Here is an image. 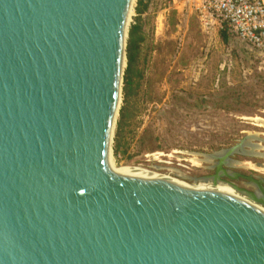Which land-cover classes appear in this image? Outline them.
Returning <instances> with one entry per match:
<instances>
[{
	"label": "water",
	"instance_id": "95a60500",
	"mask_svg": "<svg viewBox=\"0 0 264 264\" xmlns=\"http://www.w3.org/2000/svg\"><path fill=\"white\" fill-rule=\"evenodd\" d=\"M132 2L0 0V264H264V179L228 168L257 135L192 178L248 200L113 168Z\"/></svg>",
	"mask_w": 264,
	"mask_h": 264
},
{
	"label": "rangeland",
	"instance_id": "374dc122",
	"mask_svg": "<svg viewBox=\"0 0 264 264\" xmlns=\"http://www.w3.org/2000/svg\"><path fill=\"white\" fill-rule=\"evenodd\" d=\"M196 1H133L111 142L115 165L187 184L214 173L215 162L203 154L251 134L264 140V57L229 35L223 23L208 22ZM252 143L264 154V141ZM233 158L237 163L229 169L264 179V155ZM233 182L256 191L241 178Z\"/></svg>",
	"mask_w": 264,
	"mask_h": 264
},
{
	"label": "built area",
	"instance_id": "2783aa9c",
	"mask_svg": "<svg viewBox=\"0 0 264 264\" xmlns=\"http://www.w3.org/2000/svg\"><path fill=\"white\" fill-rule=\"evenodd\" d=\"M201 16L226 23L231 33L264 57V0H197Z\"/></svg>",
	"mask_w": 264,
	"mask_h": 264
},
{
	"label": "bare ground",
	"instance_id": "6f19581e",
	"mask_svg": "<svg viewBox=\"0 0 264 264\" xmlns=\"http://www.w3.org/2000/svg\"><path fill=\"white\" fill-rule=\"evenodd\" d=\"M132 12H133V2L131 4V7H130L129 13H128V17H127L125 42H126V37H127V28H128V24H129ZM125 65H126V59L124 60V63H123V71H124ZM120 99L121 98H119L118 108L120 105ZM110 159H111V164L115 170H119L121 168H130V169L138 171L139 173H141L145 177L160 179V180H162V181H164L170 185H173V186H175V187H177L183 191H186L188 193H193V194H228V195H234V196H238V197H241L243 199L248 200V198L246 196H244L242 194L240 195V193L234 187H232L231 185H229L227 183L222 182V183H219L218 185H214L212 183V181H209V182H201L200 181V182H197L195 184H187V183H184V182H182L176 178L166 177V176L161 175L157 172L146 170V169H143L140 167L115 165L114 161L111 157V152H110ZM251 202L254 203L253 201H251ZM254 204L257 205V207H259L264 212V206H262L260 204H256V203H254Z\"/></svg>",
	"mask_w": 264,
	"mask_h": 264
},
{
	"label": "trees",
	"instance_id": "16d2710c",
	"mask_svg": "<svg viewBox=\"0 0 264 264\" xmlns=\"http://www.w3.org/2000/svg\"><path fill=\"white\" fill-rule=\"evenodd\" d=\"M143 1H144V0H138V6H140V5L143 3ZM138 10H139V9H138ZM223 24H224V27H225V31H227L228 34L231 35L232 37H235V36L231 33V31L229 30L227 24L224 23V22H223ZM134 33H135V30H133V28H132L131 31H130V45H132V44L135 42V41H134V38H133ZM222 34H223V38H224L225 40H227V35H226V33L223 32ZM235 38H236V37H235ZM129 59H131V57H129ZM129 64H130V60H129ZM122 117H123V116H121V119H120V121H119V123H118L119 126H120V124H121Z\"/></svg>",
	"mask_w": 264,
	"mask_h": 264
},
{
	"label": "flooded vegetation",
	"instance_id": "af4514ba",
	"mask_svg": "<svg viewBox=\"0 0 264 264\" xmlns=\"http://www.w3.org/2000/svg\"><path fill=\"white\" fill-rule=\"evenodd\" d=\"M243 174V173H242ZM245 175V174H244ZM241 179H243L244 181H246V182H249V180L248 179H245V178H241ZM258 179V178H257Z\"/></svg>",
	"mask_w": 264,
	"mask_h": 264
},
{
	"label": "crops",
	"instance_id": "0c3cea01",
	"mask_svg": "<svg viewBox=\"0 0 264 264\" xmlns=\"http://www.w3.org/2000/svg\"><path fill=\"white\" fill-rule=\"evenodd\" d=\"M238 39V38H237Z\"/></svg>",
	"mask_w": 264,
	"mask_h": 264
}]
</instances>
